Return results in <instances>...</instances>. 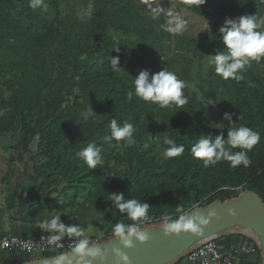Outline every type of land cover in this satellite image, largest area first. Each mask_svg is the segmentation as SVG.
<instances>
[{
  "label": "trees",
  "instance_id": "trees-1",
  "mask_svg": "<svg viewBox=\"0 0 264 264\" xmlns=\"http://www.w3.org/2000/svg\"><path fill=\"white\" fill-rule=\"evenodd\" d=\"M258 1L205 0L199 8L164 0V5L220 16L222 25L225 17L260 15ZM46 2L42 13L30 9L28 0H0V139L16 138L10 147L20 158L25 155L26 174L39 176L40 194L56 188L54 196L22 207V222L35 224L59 213L65 224L103 226L111 237L115 223H130L112 211V192L149 203L150 221L176 215L177 205L187 212L236 196L239 189L264 201V59L246 68L240 82L225 81L210 67L196 84L198 92L184 89L188 103L182 109H160L135 97V76L165 67L187 82L223 46L217 28L201 37L170 35L160 28L167 16L148 0ZM114 34L119 52L112 49ZM111 55L119 57V73L110 69ZM91 109L93 116L84 118ZM225 112L237 125L260 133L247 168L233 169L226 161L205 168L191 155L192 143L206 134L223 132L227 138L231 125ZM113 118L135 126L133 143L99 139ZM165 135L185 145L181 156L162 159ZM35 139L38 146L31 151ZM92 141L102 148L104 164L91 170L75 153Z\"/></svg>",
  "mask_w": 264,
  "mask_h": 264
},
{
  "label": "clouds",
  "instance_id": "clouds-1",
  "mask_svg": "<svg viewBox=\"0 0 264 264\" xmlns=\"http://www.w3.org/2000/svg\"><path fill=\"white\" fill-rule=\"evenodd\" d=\"M146 3L147 0H142ZM188 5L200 6L205 0H184ZM264 4V0H260ZM28 7L40 10L42 13L48 11L46 0H28ZM159 11H157V15ZM170 17L166 23L160 25L161 30L170 35H183L188 31V21L183 17L167 13ZM155 18V17H154ZM206 30V29H205ZM219 39L222 47L217 48L214 54L209 55L207 64L214 68L215 75L227 81L233 80L240 82L244 79L243 72L246 68L251 67L255 61L259 63L264 59V15L244 14L236 17H225L223 24L218 29ZM115 49L119 52V39L116 34L113 35ZM110 69L113 73H119L122 68L119 66L118 56H110ZM186 82L180 79L175 71H169L167 68L150 73L149 70H140L133 81V90L135 97L143 102L158 105L160 109H170L173 106L183 108L188 103V96L185 94ZM78 91V90H77ZM133 91L127 93V99L132 100ZM92 109L82 113L84 118L93 116ZM223 118L230 122V128L227 129V138L223 132L214 137L211 134L199 138L192 143L190 152L193 158L202 161L205 168L215 167L222 161L228 162L233 169L243 166L249 167L252 163L249 153L260 142V133L247 125H237L232 119V114L225 112ZM240 119V116L238 120ZM109 132L99 139L103 143L112 144L124 141L127 144L134 142L133 136L136 132L135 126L128 122H118L113 118L108 124ZM163 144L166 145L162 150L161 156L164 160H169L181 156L185 152L184 144L169 138L163 137ZM234 149H239L234 151ZM76 157L82 161L89 169H96L104 164L102 148L96 141L89 142L86 146L75 153ZM110 201L113 205V212L116 210L126 216L130 223L117 222L113 225L112 235L115 240H119L125 248L134 246V241L146 242L149 239L148 232L142 226L149 222L150 204L136 198L125 199L122 192H112ZM233 214V210H228ZM176 215L164 214L162 216L163 233L165 236L175 234L180 235L182 232H191L200 235L204 225H207L210 218L216 216L215 209L210 210L207 216L203 214L190 215L183 206L175 207ZM35 227L48 233V243L56 245L62 241L65 236L72 241V253L78 257L83 264H92V260L99 257L105 258V251L89 239L88 233L95 231L92 225L87 227L81 224H65L61 220V214H55L50 217L37 220ZM119 261L124 264H130V258L119 248L112 249ZM88 258H92L91 260ZM64 259L63 256L60 257Z\"/></svg>",
  "mask_w": 264,
  "mask_h": 264
},
{
  "label": "water",
  "instance_id": "water-1",
  "mask_svg": "<svg viewBox=\"0 0 264 264\" xmlns=\"http://www.w3.org/2000/svg\"><path fill=\"white\" fill-rule=\"evenodd\" d=\"M28 149L34 151L37 146L32 142ZM212 209H215L216 216L210 218L207 225L202 226L203 231L200 235L182 232L178 236L175 234L165 236L161 228L163 222L145 226L142 228L148 232L149 239L143 243L134 241V246L131 248H125L119 240H115V237L96 243L105 251V258L101 260L97 257L92 260V264H117L118 258L112 251L114 247L129 256L130 264H169L202 241L216 237L222 231L234 226L252 230L259 243L264 264V201L262 198L254 192L244 190L233 198L216 200L202 207L194 206L187 212L190 215L199 213L207 216ZM229 209L233 210V214L229 213ZM61 256L64 257L63 260L60 259ZM0 264H83V261H79L71 251L39 259ZM119 264L124 262L119 261Z\"/></svg>",
  "mask_w": 264,
  "mask_h": 264
},
{
  "label": "rangeland",
  "instance_id": "rangeland-1",
  "mask_svg": "<svg viewBox=\"0 0 264 264\" xmlns=\"http://www.w3.org/2000/svg\"><path fill=\"white\" fill-rule=\"evenodd\" d=\"M148 2L152 8L161 9V11L167 16V19L170 18L167 15V13H172L175 16L183 17L184 19H186L188 21V31H186L185 34H189L193 37L204 36L205 34L213 31L214 28H217L216 30L217 32L219 27L221 26L222 18L217 15L208 14V13L198 15L184 8L177 9L175 6L166 7L164 5V0H148ZM257 5L261 12L260 15H264V4H261L259 0L257 2ZM88 10L89 8L85 10V12L87 13ZM86 13H83V15H85ZM207 60L206 63L202 65L201 68L202 72L200 70L194 71V73L191 75V78L186 82L187 85L186 89L188 92L190 93L198 92V88L196 87V84H200L201 82L200 76H202L203 75L202 73H204L208 68H210L207 64ZM200 63L201 61L197 62L195 64V68H198ZM205 88L206 87H204V89ZM15 139L16 138H9V137H4L0 139V169H3L5 174L8 173V175L6 176L7 178L6 182L10 186L9 206L11 209H14V212L18 211V214H20L21 208L23 206H27L33 202L41 201L46 199L47 197L49 198L54 196L56 193V188L55 187L51 188L46 195H42L37 191L38 183L40 182L39 176L37 175L35 176L32 173L26 174L25 164H24L25 155H23L22 158H20L15 153V151L10 147ZM33 143H35L36 146H38L37 139H35ZM42 161L43 159H37V162H42ZM30 172H31V168H30ZM238 194L240 193L238 192ZM94 229L95 231H93L92 233H88L87 235L98 236L101 238V240H105L110 237L109 235L104 234L105 227L98 226V227H94ZM54 252L56 253V255L58 253H61L56 250ZM5 255L9 256L10 260L13 262H19L27 258L25 255L19 253L9 255V253L6 252Z\"/></svg>",
  "mask_w": 264,
  "mask_h": 264
},
{
  "label": "crops",
  "instance_id": "crops-1",
  "mask_svg": "<svg viewBox=\"0 0 264 264\" xmlns=\"http://www.w3.org/2000/svg\"><path fill=\"white\" fill-rule=\"evenodd\" d=\"M5 172L0 169V232L13 233L22 237H33L43 230L35 227V224L22 222L21 214L14 219V209L9 206L10 202V186L4 181ZM24 207V206H23ZM22 213V209L20 211ZM67 237V236H65ZM216 241L222 252L233 258V264H263V257L259 243L255 236L240 226H234L222 231L216 236ZM243 248L249 249L248 252L242 251ZM59 254V253H58ZM56 255L54 250H46L43 257ZM24 261V260H22ZM21 262V261H19ZM169 264H190L185 255L173 260Z\"/></svg>",
  "mask_w": 264,
  "mask_h": 264
},
{
  "label": "built area",
  "instance_id": "built-area-1",
  "mask_svg": "<svg viewBox=\"0 0 264 264\" xmlns=\"http://www.w3.org/2000/svg\"><path fill=\"white\" fill-rule=\"evenodd\" d=\"M240 192H242L241 189H239ZM162 222V219L150 221L142 227L160 224ZM48 235V233H40L33 237H22L13 233L0 232V263H11L9 262L10 257L5 255L6 252L9 255L19 253L30 257L32 260L42 258L43 253L48 249L61 252L59 254L71 252L72 241L70 238L65 237L56 245H51L48 243ZM89 239L94 243L102 241L100 237ZM242 251L248 252L249 249L243 248ZM185 258L190 264H233V258L221 251L216 237L208 238L192 247L186 252Z\"/></svg>",
  "mask_w": 264,
  "mask_h": 264
},
{
  "label": "bare ground",
  "instance_id": "bare-ground-1",
  "mask_svg": "<svg viewBox=\"0 0 264 264\" xmlns=\"http://www.w3.org/2000/svg\"><path fill=\"white\" fill-rule=\"evenodd\" d=\"M252 231V230H251ZM251 231L248 230V232L252 233ZM253 234V233H252Z\"/></svg>",
  "mask_w": 264,
  "mask_h": 264
}]
</instances>
